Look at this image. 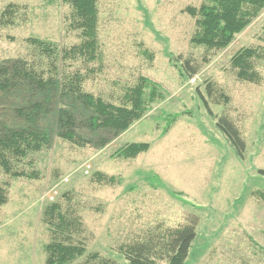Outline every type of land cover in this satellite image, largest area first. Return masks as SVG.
<instances>
[{"label": "rangeland", "instance_id": "374dc122", "mask_svg": "<svg viewBox=\"0 0 264 264\" xmlns=\"http://www.w3.org/2000/svg\"><path fill=\"white\" fill-rule=\"evenodd\" d=\"M202 2L98 0L101 57L90 66L84 91L119 105L125 91L145 77L163 94L119 135L91 130L86 111L73 100L27 86L0 89V128H25L26 116L39 104L36 125L50 139L45 149L23 160L12 158L14 170L35 172L36 178L14 179L0 167L7 199L0 206V264L45 263L50 235L43 214L53 203L81 223L72 242L82 244L85 255L72 264H82L92 253L129 264L121 246L193 217L196 238L184 264H264V206L253 196L264 191L258 175L264 170V11L225 50L213 51L190 43L195 20L184 10ZM9 5L18 7V20L0 27V65L21 59L47 71L26 39L60 48L80 42L61 0H0V11ZM242 48L261 56L255 63L259 84L235 76L230 61ZM185 60L197 68L193 77ZM61 111L74 113L81 144L59 136ZM220 116L240 131L242 157L216 127ZM132 143H146L149 150L135 159L119 158L117 152ZM97 174L117 183H103Z\"/></svg>", "mask_w": 264, "mask_h": 264}, {"label": "trees", "instance_id": "16d2710c", "mask_svg": "<svg viewBox=\"0 0 264 264\" xmlns=\"http://www.w3.org/2000/svg\"><path fill=\"white\" fill-rule=\"evenodd\" d=\"M61 1L70 9V26L79 34L80 42L69 48H60L47 40L26 39L39 61H46L47 71H40L38 65H34L32 61L29 64L21 59L7 62L0 65V89H20L27 86L47 96L57 95L73 100L86 111L87 126L91 130H103L119 135L141 120L150 106L161 99L163 94L155 83L145 77H139L135 86L125 91L119 105L85 92L83 85L89 79V74L93 73L90 66L100 63L101 57L98 0ZM202 1L199 7H188L184 10L195 20L196 32L190 43L213 51L225 50L235 36L250 26L264 11V0ZM18 13V7L14 5L0 11V27L15 26ZM260 57L254 48H242L232 56L231 67L238 81L260 83L261 78L255 66ZM74 65H77L76 68L70 70ZM183 65L190 77L197 74V68L191 66L188 60H185ZM207 93L211 94L210 89ZM42 108L36 104V113L42 112ZM23 112L21 110L18 114L22 115ZM36 113L26 116L25 128H0V167L14 179H34L37 175L35 172L28 174L14 170L12 158L23 160L28 154L37 153L49 144V133L36 125ZM58 124L63 130L59 135L61 138L72 144H81L80 137L74 132L72 111H61ZM216 127L227 138L237 155L242 157L245 142L235 124L228 117L220 116L216 119ZM148 150L149 145L146 143H132L122 147L117 156L124 160L135 159ZM258 175L264 179V170H258ZM97 177L106 184L117 183L114 177L102 174H97ZM253 196L264 206V191H254ZM6 202L5 189L0 187V206ZM43 223L50 235V243L44 247V264H72L85 255V247L72 242L73 236L81 228L80 220L76 216L62 212L59 204L53 203L46 207ZM196 228L197 218L193 217L176 227L157 228L149 233L147 238L121 246L119 251L129 264H184L196 238ZM82 264L117 263L92 253Z\"/></svg>", "mask_w": 264, "mask_h": 264}]
</instances>
